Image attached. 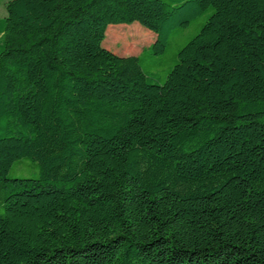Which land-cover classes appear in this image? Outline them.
<instances>
[{
	"label": "trees",
	"instance_id": "trees-1",
	"mask_svg": "<svg viewBox=\"0 0 264 264\" xmlns=\"http://www.w3.org/2000/svg\"><path fill=\"white\" fill-rule=\"evenodd\" d=\"M6 10L0 264H264V0ZM210 11L163 83L144 71ZM134 23L156 35L141 55L104 48ZM22 158L36 178L8 177Z\"/></svg>",
	"mask_w": 264,
	"mask_h": 264
},
{
	"label": "rangeland",
	"instance_id": "rangeland-1",
	"mask_svg": "<svg viewBox=\"0 0 264 264\" xmlns=\"http://www.w3.org/2000/svg\"><path fill=\"white\" fill-rule=\"evenodd\" d=\"M9 0H0V18L6 16V3ZM211 11L194 21L187 29L172 35L170 45L162 55H151L146 51L142 55L141 64L145 72L158 74L160 82L163 83L177 61V54L188 42H190L201 30ZM118 26H110L106 32L103 42L104 48L119 56H138L155 42L156 35L141 26L139 23L125 25V30H114ZM141 30V31H140ZM39 174V165L29 158L16 161L9 173L10 178H36Z\"/></svg>",
	"mask_w": 264,
	"mask_h": 264
}]
</instances>
